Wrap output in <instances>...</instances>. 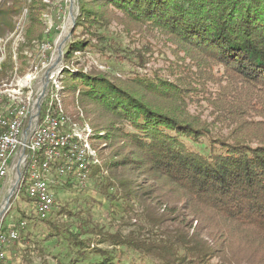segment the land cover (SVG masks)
Masks as SVG:
<instances>
[{
    "label": "trees",
    "instance_id": "trees-1",
    "mask_svg": "<svg viewBox=\"0 0 264 264\" xmlns=\"http://www.w3.org/2000/svg\"><path fill=\"white\" fill-rule=\"evenodd\" d=\"M20 2L0 3V38L15 32L27 9L17 48L23 75L27 51L39 57L41 45L53 48L54 41L42 18L44 0L26 8ZM80 6L77 28L90 34L89 43L75 38L65 50L63 114L71 124L89 125L95 146L104 144L99 154L107 175L96 177L102 165L92 164L89 179L96 178L111 221L125 225L132 213L138 221L126 234L99 227L92 215L54 211L41 220L47 239H62L70 251L67 263L54 255L56 264H264V0H81ZM113 20L128 34L163 39L175 57L166 58V72L147 71L151 42L142 52L103 33ZM91 46L114 57L119 72L70 69L72 56ZM12 70L10 58L0 67V85ZM28 180L25 171L17 192L31 202ZM61 181L80 185L72 174ZM20 215L5 227L6 215L2 229L24 230L23 220L39 219L34 210ZM61 216L78 222L64 225ZM94 238L108 245L96 246ZM30 255L22 253V264H35Z\"/></svg>",
    "mask_w": 264,
    "mask_h": 264
},
{
    "label": "rangeland",
    "instance_id": "rangeland-1",
    "mask_svg": "<svg viewBox=\"0 0 264 264\" xmlns=\"http://www.w3.org/2000/svg\"><path fill=\"white\" fill-rule=\"evenodd\" d=\"M20 1L24 8H26V5L30 2V0ZM80 1L81 0H44V2L48 6V11L42 14V18H44V23H46L47 25V32L50 31L49 33L52 35L54 46L53 48H51V45H47V43L41 45V56L39 57H30L31 53L27 51L26 54L29 60L26 68H28L26 73L23 75L20 74V67L24 66L21 64V60L18 59L17 48L19 44L24 41L27 9H25L21 13L20 17L18 16V20H20L17 24L15 32L9 35L7 38H0V43L3 41L2 45L5 49V56L0 67H2L7 61H9L10 58L13 61V70L11 72L12 76L8 80L4 79L1 82L2 85L9 84L8 87L13 89L16 81L25 79L30 82L31 88H25L24 93L20 94V97L24 98L29 91H35L36 80L39 79L40 73H42L43 70L44 56L46 55V53L51 52L53 54L51 60L48 62V68H50L51 70H56L55 77H51V85L56 89V107L58 108V112L64 113V104L62 103L60 95V89L62 87L60 75L66 65H64L63 60L59 61V47L61 45H64L65 50H67L68 45L73 41V39L77 38L79 40L87 42V38L90 36V34H85V32L81 28H77V19L80 14L81 7ZM1 2L2 0H0V3ZM66 29L67 33L63 37ZM102 32L106 33V35L108 36L120 39L124 45H128L135 49H141L142 52L145 51L147 45L146 43L151 42L153 44V53H146V56L149 59L147 71H149L151 75H153V72L155 71H160L161 73L166 72L165 68L169 62L166 59L167 57L175 60V57L172 55L171 51L165 48L163 39L152 38L150 36H144L138 33L128 34L126 33L123 24L118 23L116 20L112 21V25L109 31L107 30ZM9 43H11V50H9L8 47ZM97 49L98 48L95 49L94 46H91L86 47L84 50L77 51L71 58L69 68L76 69L80 66H84L85 68L96 67L99 70H112L114 71V73L119 72L120 65L116 62L115 58L112 56L108 57ZM30 74L31 76L27 78L26 76ZM8 75H10V72ZM5 95L7 98H9L8 94ZM68 122L69 124L67 126L70 125L69 127L74 129L75 132H77L79 135L82 134L81 136H85L84 138L87 139L91 148L90 150L94 152L92 157L96 161L95 164L102 165L103 172L99 173L96 177L107 175V171L104 168V162L102 161V158L99 154V148L103 147L104 144H100V142H98L99 148L95 146L94 130L87 124H71L70 121ZM101 135H104V133H102ZM76 137L78 139L80 138L79 136ZM25 171L26 170H24V174ZM71 173L73 174V176L75 175L73 172ZM53 175L54 174L50 175L49 178L54 177ZM74 177L76 178V176ZM16 179L17 168L10 171L5 184L3 185L2 183L0 187V222L2 223L3 219L7 215V218L3 222V225L5 227L15 226L19 219H21V211H24L27 215H30L33 210L31 202L26 198H23L22 195L18 196V192H16L12 197L13 201L11 199V203L7 207V209L1 211L2 205L5 203L10 190L16 182ZM76 180L80 183L79 186L67 185L66 187H62L57 183L56 187L58 199L57 206L54 211H59L62 209L71 211V213L77 212L80 213L79 215H82L83 217L92 215L91 221L93 223L109 231H116L118 228H121L124 233L128 234L136 229V226H134V224L137 223L138 219L136 218L135 213L131 214V216L129 217L130 220H127V224L125 225H121L119 222L111 221L108 216V211L110 210L109 203L104 197L99 194L96 184V178L90 177L86 184L82 186L81 180H78L77 178ZM140 180L141 182H145L144 179ZM26 189L28 192V185L26 186ZM54 194L56 197V193ZM99 203L101 204L99 205ZM154 214L159 215L160 212H155ZM59 219L60 222L64 223V225L65 223L66 225H72L77 221L76 218L69 219L65 216H61L59 217ZM31 221V223H26V225L24 226V230L21 229L22 231H18V241L16 240L17 242L11 243L5 248L7 258L4 264H22L21 256L24 251H29L31 253L30 256L35 264H56L57 259H55L54 255H56L58 258L63 259L64 263H67L69 259L67 253L70 252L67 247L68 244L62 239L58 240L55 238L53 240H48L47 229L45 228L42 221L37 218H34ZM93 243L96 246L99 245L101 247L108 245L107 242L101 243L99 241V238H94Z\"/></svg>",
    "mask_w": 264,
    "mask_h": 264
},
{
    "label": "built area",
    "instance_id": "built-area-1",
    "mask_svg": "<svg viewBox=\"0 0 264 264\" xmlns=\"http://www.w3.org/2000/svg\"><path fill=\"white\" fill-rule=\"evenodd\" d=\"M47 45H51L47 43ZM53 53H46L44 56L43 70L39 79L36 80L34 102L31 106H18V114L8 115V106L3 104L0 108V123H7L6 137L0 140V187L7 180L12 169L18 170L25 163L34 162V153L36 145L41 140H48V148L45 151V163H48V169H55V177L44 179V175H38L39 188L30 189L29 197L32 199V209L36 215H40V220L47 218L54 212L57 206L56 202H48V193H56L54 187L61 184V178L69 175L63 173V164L55 165L56 149H64V145L49 146V139L55 138V124H64L58 115L56 107V89L51 85V77H55L56 70L48 68V62ZM45 96L41 99L43 91ZM66 157L74 158V165L77 164L78 156L81 153H88L83 146H76V136L73 138V150H66ZM91 158V157H89ZM64 163V162H63ZM89 162L87 169L90 168ZM87 171L81 177V185L88 181ZM29 182V180H28ZM27 221L22 222V226ZM18 229L10 228L6 231L2 229L0 222V264H3L7 258L5 248L15 241Z\"/></svg>",
    "mask_w": 264,
    "mask_h": 264
},
{
    "label": "bare ground",
    "instance_id": "bare-ground-1",
    "mask_svg": "<svg viewBox=\"0 0 264 264\" xmlns=\"http://www.w3.org/2000/svg\"><path fill=\"white\" fill-rule=\"evenodd\" d=\"M66 33L67 29L65 30L63 37ZM2 43L3 41L0 43V65H2L1 63L3 62L5 56V49ZM30 76L31 74L26 77L29 78ZM8 85L9 84H3L2 86L0 85V108H3V104H6L8 106V115L18 114V106H31V104H33L35 95L34 90L29 91L24 98L20 97V94L24 93L25 88H31L30 82L25 79L18 80L16 81V84L13 89L9 88ZM5 94H8L9 98H7ZM58 115L60 116L62 121L65 122V124H69V120L63 115V113L58 112ZM6 132L7 123H0V140L6 137ZM74 135L80 137L79 139L76 137V146H83L86 152L88 153H81L78 156L77 164H75V166L72 168V165H74V158L66 157V151H64V149L73 150ZM81 135L82 134L79 135L71 127L65 128L64 124H55V138L49 139V146L64 145V149H56L55 165L63 164V173L72 174L71 172H73L75 174L74 176H76L78 180H81V177L85 174V171H87V176L90 175L91 167L87 169L88 162L89 166L95 164L96 162L95 159L92 157L94 152L90 150L91 148L87 139L84 138L85 136L83 137ZM47 148L48 140H41L40 142H38L36 145V153H34V162H38L39 164L33 165V163H25L22 165V167H20V171L22 172V178L24 170H26L28 174V194H30V189L39 188L38 175H44V179H51L49 178L50 175L54 174L53 169H48V163H45V151ZM55 198L56 197L54 193H48V202H55ZM5 207L6 201L2 205L1 211H3ZM38 217L40 219V215H38ZM18 237L19 233L17 231V235H15V240H17Z\"/></svg>",
    "mask_w": 264,
    "mask_h": 264
},
{
    "label": "water",
    "instance_id": "water-1",
    "mask_svg": "<svg viewBox=\"0 0 264 264\" xmlns=\"http://www.w3.org/2000/svg\"><path fill=\"white\" fill-rule=\"evenodd\" d=\"M64 53H65V46L61 45L59 47V61L63 60ZM45 93H46V90L43 91L41 99H43V97L45 96ZM21 178H22V172L20 170H18V175H17L16 182L14 183L12 189L10 190V193H9L8 197L6 198V207H5L4 210H6L7 207L10 205L12 197L17 192V189H18V187L20 185V182H21Z\"/></svg>",
    "mask_w": 264,
    "mask_h": 264
}]
</instances>
